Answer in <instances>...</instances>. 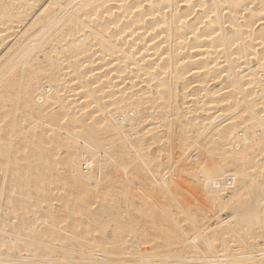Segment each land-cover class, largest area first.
Segmentation results:
<instances>
[{"label": "bare ground", "instance_id": "6f19581e", "mask_svg": "<svg viewBox=\"0 0 264 264\" xmlns=\"http://www.w3.org/2000/svg\"><path fill=\"white\" fill-rule=\"evenodd\" d=\"M0 2V259L258 264L264 0Z\"/></svg>", "mask_w": 264, "mask_h": 264}, {"label": "snow or ice", "instance_id": "6c2138e0", "mask_svg": "<svg viewBox=\"0 0 264 264\" xmlns=\"http://www.w3.org/2000/svg\"><path fill=\"white\" fill-rule=\"evenodd\" d=\"M16 5L13 4H9L6 2H0V8L3 9L4 13L7 15L11 9L15 8ZM264 15V14H262ZM261 23L264 24V18H262ZM86 147H88V145H85ZM105 155H107V153H105ZM84 167L91 169L95 166L96 164V160L95 157L91 158V162H88V160L86 159L84 162ZM101 167L103 168V164H101ZM203 167V166H202ZM15 191H13L12 195H15ZM10 210H11V205L9 206ZM68 221H64V224H67ZM260 228H261V240L264 241V217H261L260 219V224H259ZM61 229H63L64 225H60ZM190 243L195 244L196 243V238H191L190 239ZM7 247L5 248H0V252L2 251H6ZM0 264H17L16 261L12 260L11 258L9 259H0ZM31 264H72V261L70 260H57V261H52L49 257L45 256L43 259H35L31 262ZM156 264H181V261L178 260H171V261H167V260H163V261H157ZM258 264H264V249H262L261 251V258L258 262Z\"/></svg>", "mask_w": 264, "mask_h": 264}]
</instances>
